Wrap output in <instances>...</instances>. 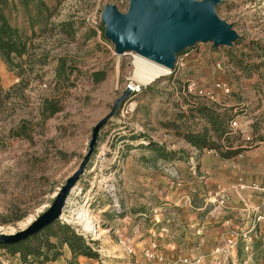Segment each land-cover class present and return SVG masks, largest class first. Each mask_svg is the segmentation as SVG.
<instances>
[{
    "label": "rangeland",
    "instance_id": "374dc122",
    "mask_svg": "<svg viewBox=\"0 0 264 264\" xmlns=\"http://www.w3.org/2000/svg\"><path fill=\"white\" fill-rule=\"evenodd\" d=\"M15 3L16 7L7 10L6 16L10 26L25 41L26 53L20 58L12 55L14 66H7L0 56V233L4 234L24 229L49 207L55 193L86 154L93 127L111 111L114 101L123 93L126 79L137 75L131 58L119 55L115 43L103 39L104 9L110 6L126 14L125 0H29L25 7L17 0ZM214 9L217 17L236 33L233 46L214 47L211 42H196L179 53L180 56L188 54L187 64L175 76L180 81L176 79L174 86L168 89L170 79L158 92L157 99L161 102L155 109L160 113L159 118L147 117L153 94L143 91L135 98L129 115L120 117L122 103L116 115L100 130L91 161L69 193L62 211L65 223L73 229L86 230L85 239L91 241L92 249L99 255L98 259L76 260V264H174L147 260L143 256L151 243L147 228L151 225L148 220L144 221L146 228L139 230L141 235L135 237L139 223L130 216L137 214L141 207L148 210L151 205L159 207L164 203L174 207L170 192L178 188L180 191L181 187H171L169 182H174L175 177L163 173L165 165L161 162L151 160L146 165L141 164L138 173L126 171L129 154L125 147H117L118 132L125 127L138 131L145 121L150 131L166 129L164 125L174 116L177 123L186 124L190 130H201L206 124L199 115L198 109L202 107L226 112L229 121L243 115L251 121L250 127L264 125V116L254 115L252 107L264 97V0H217ZM218 61L224 63L223 72L215 68ZM94 73L103 74L105 79L96 84ZM137 77L142 83L146 82ZM189 77L212 91L218 97L217 102L177 97L175 90L180 92ZM217 81L229 86V95L212 90ZM239 93L251 102V107L239 110L233 104L232 98ZM49 102L58 110L44 115V104ZM181 120L184 122H179ZM168 129L172 135L171 142L166 140L169 146L188 151L187 142L176 135L175 129ZM227 133L233 143L242 145L245 151L253 145V141L242 140L241 132L230 129L228 123ZM137 154L134 152L135 161L139 158ZM147 157L150 158L149 154ZM243 157L251 160L245 154ZM177 179L178 183L179 176ZM215 186L208 184L203 190H217ZM191 194L185 199L187 210L184 213L190 229L187 232L177 229L180 237L170 234V238H166L182 248L180 257L195 256L196 248L200 255L207 257L202 264H264V203L261 199L251 201L256 210H249L250 204L244 205L240 198L235 205L244 211L238 218L232 217L231 226L226 219L221 220V212L227 204L220 206L211 196L213 193L206 199L198 193ZM116 197L122 208L119 215L114 210ZM82 210L89 214L92 232L76 219L75 213ZM161 231L167 233V230ZM231 233L236 234L235 246L216 252L224 248ZM188 241L192 243L188 245ZM136 246L146 247L140 251ZM28 259L27 264L41 263L34 257ZM21 263L19 255L0 249V264Z\"/></svg>",
    "mask_w": 264,
    "mask_h": 264
},
{
    "label": "crops",
    "instance_id": "0c3cea01",
    "mask_svg": "<svg viewBox=\"0 0 264 264\" xmlns=\"http://www.w3.org/2000/svg\"><path fill=\"white\" fill-rule=\"evenodd\" d=\"M102 81L96 82V84ZM240 85L238 86L240 87ZM147 91H151V93L153 94V104H151V110H149L150 112L148 113L147 117L153 118L156 116L159 118L160 113L157 109H155V106H157L156 104L159 105V102H161V100L157 99L159 97V91L157 90V87L155 85L148 87V89H144V92ZM236 91L239 92V88H237ZM232 101L233 104L236 105L239 110L242 109V107H251V102L247 101L245 97L242 96V94L240 93L237 94V96H234L232 98ZM252 107L255 108V112L253 113L254 115L264 116V97L257 101L255 103V106ZM170 117L171 116L168 115L167 119H169ZM171 118L172 120L168 123H173L178 120L175 119V116L174 118ZM145 122L142 123V128H140V130L138 131H130L129 127H125L123 131L117 133L119 134V137L117 138H120L117 147H125L127 153L129 154L125 162L126 171H129L131 173L141 172V164L146 165V163H149L151 160L161 162L165 166H168L170 164L178 172L180 180L177 183L176 181L178 179L172 178L174 182L169 183L171 184V187H174V185L175 187H181V190L178 191V188L174 192H170V194H172L173 196V198L171 199V203L174 207H167L168 203H164L159 207H154L153 205H151V203H149L151 206L148 210H145V208L141 207L137 214L130 217L136 219L137 223L141 225H137L135 231L138 232V234H136L135 237L141 235L139 233V230H144V228H146L142 223L147 220L149 221V225H151V227L147 226V228L150 232L151 242L154 241L158 245L157 255L159 262L174 263L178 258H180V255L183 254L182 248L179 246V244L175 245L166 238H170V234L173 236L180 237L181 235L177 233V229L185 232L190 229V225L185 220L184 213H186L187 210L185 199L188 200L192 196V192L198 193L199 196H203V198L206 199L207 196L211 195L212 193L214 194L216 192V189L207 191L203 190V187L207 188L208 184H215L216 188L218 186L224 187L225 193L228 195V206L224 208L225 210H222L221 220L224 221L226 219V223L227 221L228 223L230 222L229 224L231 226H233L234 224L232 221V217L236 219L238 218V214L241 211H244V209L239 210L238 207L235 205L237 202L240 201V198L241 200H243L244 205H246L247 203L250 204V206L247 205L249 207V210L251 208L252 210H256L255 207H252L251 201L261 199L260 195L248 188L239 190L238 186L244 185L245 187H247L253 183L259 185L264 183V125L252 126L248 128L247 133L251 135L253 141V145L249 147V151L242 150L239 154L231 158H223L220 155H215L211 153L208 154L205 149L199 150L188 143H186V148L189 152L184 149L176 150V147L174 145L169 146V143L166 142V140L171 142L172 139V135L170 133V129H168V125H164L166 129L150 131L149 125H144ZM144 141L148 143L152 142L155 144L156 147L161 148L164 151H167L166 149L170 147V151L175 152L176 157H172L171 159L160 158L152 149L148 148L147 145H143L141 143ZM226 144L229 149L232 150L242 148V145H237V142L233 143L232 139H230V141ZM134 152H138L137 156L139 158L137 160H139L138 162H140V164L137 162V160L135 161L133 159ZM147 154H149L150 158L152 159L148 158ZM189 154H196L197 156L198 164L195 175H191L188 170L189 168L187 164V159ZM243 154H245L246 157H251V160H245ZM163 173L170 178L172 177L167 172ZM182 200H184L183 203H181ZM223 216L228 217L224 218ZM123 219L131 221V219H127V217H123ZM200 223L201 221L198 224L201 225ZM126 224H130V222H127ZM197 227H195V229H199ZM161 230H167V233L166 231ZM188 239L190 240V238ZM190 243H192V241H188V245H190ZM184 244L185 243L182 244V247H184ZM145 247L146 246L140 248L139 246H136V249H141L140 251H143ZM193 255L195 256L190 257L194 259L201 258L202 262L203 259L207 260V257L200 255V250L196 248ZM81 259L86 258L80 256L73 259L68 247L64 246L62 248V255L60 257H58L54 261L44 263L41 262L40 264H67V261H70L72 264H76L75 261L77 260L78 262H81ZM71 260H73V262Z\"/></svg>",
    "mask_w": 264,
    "mask_h": 264
},
{
    "label": "water",
    "instance_id": "95a60500",
    "mask_svg": "<svg viewBox=\"0 0 264 264\" xmlns=\"http://www.w3.org/2000/svg\"><path fill=\"white\" fill-rule=\"evenodd\" d=\"M216 4L217 0H129L126 14L107 6L102 13L104 35L115 43L119 55L134 51L172 69L176 55L196 42L212 41L214 47L233 45L237 35L217 17ZM128 95L129 91L124 90L114 101L111 111L95 124L86 154L55 193L49 207L24 229L12 234L0 233V246L23 242L60 221L69 193L91 161L100 130L116 115Z\"/></svg>",
    "mask_w": 264,
    "mask_h": 264
},
{
    "label": "trees",
    "instance_id": "16d2710c",
    "mask_svg": "<svg viewBox=\"0 0 264 264\" xmlns=\"http://www.w3.org/2000/svg\"><path fill=\"white\" fill-rule=\"evenodd\" d=\"M16 0H0V56L7 66H14L13 56L22 57L26 53L25 41L22 36L13 27L10 26L6 11L16 7ZM24 7L28 5L29 0H17ZM103 39H106L103 35ZM95 82L104 79L101 73L92 74ZM43 114H54L58 109L53 107L52 102L44 104ZM199 115L205 119V126L201 130H190L186 124L166 123L169 128L176 130V135L182 137L188 144L201 149H214L223 158H231L239 154L243 149H229L222 147L220 140L228 143L231 137L227 133V123L229 118L227 113H218L210 108H199ZM183 118H185L183 116ZM179 122H184L183 120ZM187 131H183L186 129ZM148 148L152 149L158 157L171 159L176 157V153L172 151H164L149 142ZM91 241L86 240L83 236L75 232L71 225L56 221L36 235L29 237L27 240L15 245L0 246L12 255H19L23 264L29 263V257H34L40 262L54 261L62 255V248L67 246L71 252L72 258L85 257L98 259L99 255L90 245Z\"/></svg>",
    "mask_w": 264,
    "mask_h": 264
},
{
    "label": "built area",
    "instance_id": "2783aa9c",
    "mask_svg": "<svg viewBox=\"0 0 264 264\" xmlns=\"http://www.w3.org/2000/svg\"><path fill=\"white\" fill-rule=\"evenodd\" d=\"M125 2H126V4H129V0H125ZM208 42H211L213 45L212 41H208ZM232 46H230V47H232ZM123 55L129 56L131 58V64L133 66L137 61L142 60V59L145 60L148 65H151V64L153 65V63H155V64H158L160 66H163L159 63H156L152 60L145 58L144 56H141L140 54H138L134 51L125 52ZM187 55H188L187 53H185L183 56H180L179 54H177L174 67L172 69H170V68L164 66L165 68H167L166 74L160 75V76L154 78L153 80H151L149 82L142 83L135 73H134L135 77L133 76V77L127 78L126 79L127 82L125 83V86L121 92H123L124 90H128L129 95H128L127 99L122 104V107H121L120 113H119L120 117L125 118V116L129 115L132 112V109L134 108L133 104H134L135 98L137 96H139L144 91V89L155 85L157 87V90L160 91L162 89V87L165 84H167L166 82H169L170 79H171V81H170L171 83H170V85H168V89H170L169 86H174L175 80L179 78V77H175V76L177 75V73L182 71V69L185 67V65L188 62V58H186ZM150 62H153V63H150ZM215 68L219 72H223V70H224L223 61L216 62ZM134 78H136L138 81ZM159 79H163L162 82L157 81ZM165 79H168V80L166 81ZM178 81H180V79H178ZM212 90L218 91L223 96H227L230 94L231 89L229 88V86L226 83H223L222 81H217L213 84ZM175 95L177 97H178V95H180L183 97H186V96L195 97L197 99L205 98L209 102H217V100H218V97L216 95H214L212 91L206 90L203 87H201L199 82L195 78H192V77H189V78L184 80V84L181 86L180 92L175 90ZM241 123H243V125H241ZM250 123H251V121L247 120L246 117H244L243 115L242 116L237 115L228 122V126L230 129H238L241 132L242 140H244L245 142H250V141H252V137L250 134L247 133L248 128L250 127ZM141 143L142 144H148V142H146V141L141 142ZM220 144L224 148L227 147L225 140H220ZM166 150H170V147H168ZM205 150L208 154L211 153V154L219 155V153L214 149H205ZM187 164L189 166L190 172L193 175H195L196 174V168H197L196 167L197 166L196 154H189L188 155ZM164 172H167L170 176L175 177L176 179L178 178V172L170 164L168 166H164ZM247 188L258 193L260 195L261 201L264 203V183L260 184V185L253 183L247 187H245L244 185L238 186L239 190H243V189H247ZM212 197L222 207H224V205L227 204L228 195L225 193V189L222 186L217 187V190L213 194ZM114 202H115V204H114L115 213L117 215H119L122 213V208L119 204L117 197H116V199H114ZM259 219H260V217H259ZM66 221L67 220L65 219V214L62 213L60 222L65 223ZM74 230L76 233L83 236L84 238L86 237V234H85L86 230L84 232L79 231L78 229H74ZM235 236H236L235 233H231L229 235V238L226 240L224 248L221 250H217L216 252L225 251V250L228 251L229 249H232L236 244ZM90 239H93V238L90 237ZM157 248H158L157 243L152 241L151 243H149L148 247L144 250L143 256L147 260L158 259ZM127 251L129 253L132 252L131 249H128ZM202 263L203 262L201 261V258L194 259L190 256L180 257L174 262V264H202Z\"/></svg>",
    "mask_w": 264,
    "mask_h": 264
},
{
    "label": "bare ground",
    "instance_id": "6f19581e",
    "mask_svg": "<svg viewBox=\"0 0 264 264\" xmlns=\"http://www.w3.org/2000/svg\"><path fill=\"white\" fill-rule=\"evenodd\" d=\"M150 63H153V62H150ZM134 67L137 68L136 70L137 75L142 79H146V82H149L160 75H164L167 72V68H165L164 66H160L155 63H153V65L152 64L148 65L146 61L143 59L137 61L134 64ZM75 215L77 216L76 219L80 221L81 223H83L85 228L88 231L92 232V226H91V222H89L90 220L88 218L89 217L88 212L82 210V211L76 212ZM95 230H97L96 226H95Z\"/></svg>",
    "mask_w": 264,
    "mask_h": 264
}]
</instances>
